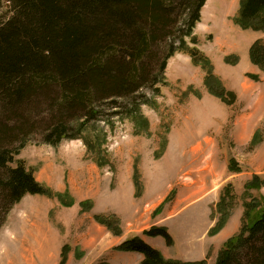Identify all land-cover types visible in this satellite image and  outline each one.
<instances>
[{
  "label": "rangeland",
  "instance_id": "obj_1",
  "mask_svg": "<svg viewBox=\"0 0 264 264\" xmlns=\"http://www.w3.org/2000/svg\"><path fill=\"white\" fill-rule=\"evenodd\" d=\"M240 1L207 0L186 50L168 61L160 95L154 88L166 41L146 85L116 104L98 102L96 119L77 139L56 146L44 141L54 116L47 99L37 96L31 127L18 137L27 145L16 159L50 195H27L9 211L0 229V264H134L137 260L124 258L126 252L116 247L145 236L141 231L153 224L165 227L173 238L172 246H160L166 257L198 262L203 256L214 264L225 243L239 233L245 204L255 202L253 216L260 215L264 73L252 64L249 51L256 41L264 42V32L234 23ZM10 10L3 1L0 21ZM193 50L210 59L223 92L235 95L230 105L210 93L202 63L191 57ZM136 108L138 114L131 115ZM86 118L76 116L69 126L74 129ZM255 134L259 144L253 147ZM254 177L261 189L248 191L246 184ZM229 203L228 221L234 215L237 231L221 232L225 226L212 234L220 218L218 205ZM167 208L175 211L164 219ZM109 216L119 218L121 237L98 220ZM161 242L163 238L153 244Z\"/></svg>",
  "mask_w": 264,
  "mask_h": 264
},
{
  "label": "trees",
  "instance_id": "obj_2",
  "mask_svg": "<svg viewBox=\"0 0 264 264\" xmlns=\"http://www.w3.org/2000/svg\"><path fill=\"white\" fill-rule=\"evenodd\" d=\"M3 1L10 4L11 10L10 16L0 21V229L9 211L27 195H50L48 187L16 159L27 145L25 139L18 141V137L27 135L31 127L37 96L47 99L54 116V124L44 141L56 146L65 139H77L91 119H96L98 102L116 104V99L137 93L146 85L154 60H159L162 54L160 45L166 41L154 88L160 95L168 61L177 52L186 50V40L194 34L207 3V0H0V6ZM234 23L244 30L264 32V0H241ZM192 43L198 41L194 39ZM249 55L252 64L264 73V42L256 41ZM191 57L195 64L202 63L205 85L212 88L210 93L230 105L236 97L232 92L224 93L210 59L197 50L191 52ZM227 62L235 63L230 58ZM252 79L258 81L259 76ZM134 114H138L137 108L131 112ZM81 115L89 118L72 129L69 121ZM256 134L251 142L253 147L259 144ZM231 168H235L233 160ZM256 179L247 182L248 191L261 189ZM229 208L230 203L218 205L220 218L212 234L226 226ZM256 208L255 202L245 204L242 227L222 247L215 264H264V209L255 217ZM98 220L113 235H123L119 218ZM144 235L161 237L167 246L173 245L165 227L153 226ZM116 249L143 255L140 264H207L206 260L166 258L141 236L126 239Z\"/></svg>",
  "mask_w": 264,
  "mask_h": 264
},
{
  "label": "crops",
  "instance_id": "obj_3",
  "mask_svg": "<svg viewBox=\"0 0 264 264\" xmlns=\"http://www.w3.org/2000/svg\"><path fill=\"white\" fill-rule=\"evenodd\" d=\"M174 211H175V208H167L165 211H164V216H163V218L164 219H169V217L170 218H172V216H173V214H174ZM210 215H212V211H210ZM232 218H234V215H232V217H231V219L228 221V223H227V225H226V227L221 231V232H236L237 231V227H235V224H234V220L232 219ZM156 225V224H155ZM152 226H154V224L152 225ZM157 227H161V226H157ZM209 229H211V227L209 228ZM146 230H148V229H146ZM145 231V229H143L141 232H144ZM143 239H144V241L146 242V243H148L149 245H153L154 246V248L155 249H158L159 251H161L162 253H163V255H164V250L160 247L161 245H163V247H165V248H168L167 247V244H166V242H164L163 244H162V242H161V244L160 245H154L153 244V242L154 241H156V239L157 240H159V241H161V237H156V238H150V237H145V236H143L142 237ZM159 238V239H158ZM165 241V240H164ZM120 244L122 243V242H119ZM120 244H118V245H120ZM156 244H158V242L156 243ZM152 246V247H153ZM123 254V256H124V258H128V257H131V259H133V260H137L136 261V263H134V264H139L141 261H143L144 260V257H143V255H141V254H139V253H122ZM165 257H166V255H164ZM166 258H170V259H174L173 257H166ZM201 260L202 259H205L203 256L200 258ZM206 260V259H205ZM207 261V264H211V262L209 261V260H206ZM215 264V263H214Z\"/></svg>",
  "mask_w": 264,
  "mask_h": 264
}]
</instances>
